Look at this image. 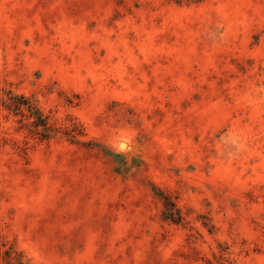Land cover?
<instances>
[{
	"label": "rangeland",
	"instance_id": "374dc122",
	"mask_svg": "<svg viewBox=\"0 0 264 264\" xmlns=\"http://www.w3.org/2000/svg\"><path fill=\"white\" fill-rule=\"evenodd\" d=\"M0 264H264V0H0Z\"/></svg>",
	"mask_w": 264,
	"mask_h": 264
},
{
	"label": "bare ground",
	"instance_id": "6f19581e",
	"mask_svg": "<svg viewBox=\"0 0 264 264\" xmlns=\"http://www.w3.org/2000/svg\"><path fill=\"white\" fill-rule=\"evenodd\" d=\"M121 146L127 148V141L125 139H123Z\"/></svg>",
	"mask_w": 264,
	"mask_h": 264
},
{
	"label": "water",
	"instance_id": "95a60500",
	"mask_svg": "<svg viewBox=\"0 0 264 264\" xmlns=\"http://www.w3.org/2000/svg\"><path fill=\"white\" fill-rule=\"evenodd\" d=\"M122 142H120L119 144H121Z\"/></svg>",
	"mask_w": 264,
	"mask_h": 264
}]
</instances>
